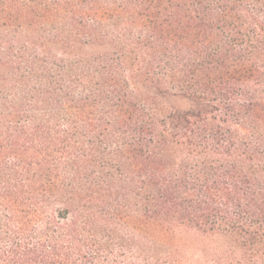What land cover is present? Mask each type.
Returning <instances> with one entry per match:
<instances>
[{"label": "trees", "instance_id": "obj_1", "mask_svg": "<svg viewBox=\"0 0 264 264\" xmlns=\"http://www.w3.org/2000/svg\"><path fill=\"white\" fill-rule=\"evenodd\" d=\"M0 264H264V0H0Z\"/></svg>", "mask_w": 264, "mask_h": 264}, {"label": "rangeland", "instance_id": "obj_2", "mask_svg": "<svg viewBox=\"0 0 264 264\" xmlns=\"http://www.w3.org/2000/svg\"><path fill=\"white\" fill-rule=\"evenodd\" d=\"M165 105L171 109H184L187 107L188 103L182 98H172L168 97L164 100Z\"/></svg>", "mask_w": 264, "mask_h": 264}]
</instances>
